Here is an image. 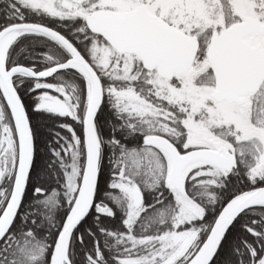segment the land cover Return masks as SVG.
I'll return each mask as SVG.
<instances>
[{
  "label": "snow or ice",
  "instance_id": "snow-or-ice-1",
  "mask_svg": "<svg viewBox=\"0 0 264 264\" xmlns=\"http://www.w3.org/2000/svg\"><path fill=\"white\" fill-rule=\"evenodd\" d=\"M0 264H264V0H0Z\"/></svg>",
  "mask_w": 264,
  "mask_h": 264
}]
</instances>
